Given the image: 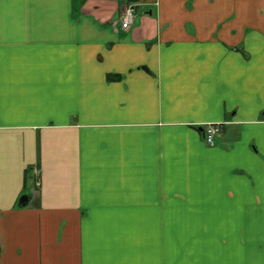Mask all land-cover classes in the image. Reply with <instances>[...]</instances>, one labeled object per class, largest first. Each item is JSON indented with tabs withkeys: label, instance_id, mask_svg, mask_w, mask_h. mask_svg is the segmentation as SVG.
<instances>
[{
	"label": "crops",
	"instance_id": "crops-1",
	"mask_svg": "<svg viewBox=\"0 0 264 264\" xmlns=\"http://www.w3.org/2000/svg\"><path fill=\"white\" fill-rule=\"evenodd\" d=\"M0 264H264V0H0Z\"/></svg>",
	"mask_w": 264,
	"mask_h": 264
},
{
	"label": "built area",
	"instance_id": "built-area-1",
	"mask_svg": "<svg viewBox=\"0 0 264 264\" xmlns=\"http://www.w3.org/2000/svg\"><path fill=\"white\" fill-rule=\"evenodd\" d=\"M137 6L135 1H126L123 2L120 9V28L122 30H128L133 19H134V11ZM222 132L221 124H208L203 127V140L209 145H214V139L216 136H219Z\"/></svg>",
	"mask_w": 264,
	"mask_h": 264
},
{
	"label": "water",
	"instance_id": "water-1",
	"mask_svg": "<svg viewBox=\"0 0 264 264\" xmlns=\"http://www.w3.org/2000/svg\"><path fill=\"white\" fill-rule=\"evenodd\" d=\"M27 201H28V197L26 195H23L22 197H20L18 204L24 206L26 205Z\"/></svg>",
	"mask_w": 264,
	"mask_h": 264
}]
</instances>
